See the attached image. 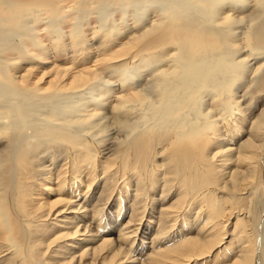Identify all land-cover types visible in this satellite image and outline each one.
Masks as SVG:
<instances>
[{"label":"bare ground","instance_id":"obj_1","mask_svg":"<svg viewBox=\"0 0 264 264\" xmlns=\"http://www.w3.org/2000/svg\"><path fill=\"white\" fill-rule=\"evenodd\" d=\"M91 15L102 56L88 65L81 20ZM43 21L44 38L55 42L50 48L72 58L39 89L29 81V70L19 76L12 71L15 60L41 54L37 23ZM71 21L70 44L64 46V24ZM130 21L129 38L110 53V39L124 36ZM81 55L87 56L81 60ZM112 80L119 96L108 108ZM249 90L261 103L255 115L254 107L247 114L236 112ZM241 117L249 125L247 138L227 143L224 125ZM111 134L117 136L110 147L115 162L98 170L100 151H92L94 157L90 152ZM215 142L218 147L209 151ZM0 144V244L18 257L25 252L43 258L56 242L72 239L59 252L51 250L61 259L53 256L45 264H186L221 243L224 219L232 217L240 244L225 264H264L263 183L260 202L247 207L246 217L252 215L257 227L249 241L242 235V214H233L229 199L218 196L227 188L246 191L249 199L262 178L264 0H0ZM97 172L102 176L99 198L90 193L80 204L81 188L90 189ZM36 178L48 183L41 185L55 199H29L30 210L23 202L31 194L20 191L19 184L29 183L35 191L29 181ZM120 180L119 192L133 202L113 240L116 226L103 214L112 193H105ZM187 208L194 210L189 223L201 224L162 241L176 223L187 221ZM48 221L61 226L55 224L57 232L45 240L31 228ZM152 223L156 231L144 233L152 231ZM21 229L27 232L22 230L24 243H31L27 251L20 246ZM38 232L44 236L47 229ZM139 232L149 235L150 249L136 242ZM83 235L88 236L76 241ZM143 251H149L147 259L137 260Z\"/></svg>","mask_w":264,"mask_h":264},{"label":"rangeland","instance_id":"obj_2","mask_svg":"<svg viewBox=\"0 0 264 264\" xmlns=\"http://www.w3.org/2000/svg\"><path fill=\"white\" fill-rule=\"evenodd\" d=\"M94 18H95V15H91V16H88L85 19L81 20V25L84 24L83 25V29H84L83 32H84V36H85L86 41H87L86 45H89L90 49H91V50H89V47L86 45L84 47L88 50L87 52L85 51V54L90 52L89 55L87 54L88 57L90 58V59L88 58V61H87V62H89L88 65L89 64L92 65L94 60L101 59V56H102L101 55L102 52L100 51L101 48L98 46L99 40L97 41L99 35H97V36L93 35V28H94V26H96L94 24V21H93ZM32 19H34V17ZM43 23H44V21L37 23L38 24L37 29L40 30V31H38V36L42 37V41H43V46H42L43 48H41L42 49L41 54L38 55L37 58L34 60H28V61L15 60L13 62L14 63L13 66L15 67V70L12 71V74L19 76L21 74H25L26 70H29V72H30V76L28 78V79H30L29 81L32 83L36 82V87L39 89H45L47 87V84H49L50 77L52 76V74H54L56 70H59L57 68V66L61 65L59 67H62V66L68 67L66 62H68L69 60H71L70 58H72V53H70V54L66 53V55H63V54H65V52L61 51L62 49L57 50L58 52L57 51L55 52V50H53V48H50L51 44H54L55 42H51V41L48 42L47 39L44 38L45 31L43 30L44 28H42ZM130 23H131V21L128 22V24H130ZM71 24H73L72 21L69 22L68 24H64V32H66V34H64V37L62 38L64 46H68V44H70L69 30L71 27L69 25H71ZM130 25L128 27V28H130L129 30H127V28L124 29V31L126 32L124 36H122L121 38L116 37V38H114V40L110 39V40H112V41H110V43L111 44L113 43V45H114V47H112V48L111 47L107 48L110 50V53L114 52L115 50H118L120 48L119 44L122 42H126L127 38H129L130 33L134 27L133 24H130ZM126 35H127V37L125 39ZM110 43H107V47H108V45H110ZM92 45H95V46L92 47ZM110 53H108V54H110ZM30 55H31V57H34L35 53L33 52ZM57 55L59 57H57ZM87 55H81V60L84 57L86 58ZM66 58L68 59L67 61H66ZM81 60H80V62H81ZM105 76L108 77L109 74H107ZM107 79L108 78H106V80ZM113 82H114L113 80L110 81V83H111L110 87L112 88L111 89L112 93L108 97H106L107 98L106 104L108 105V108L112 104L111 102L114 101L113 99H115L117 96H119V92L115 90V85L112 84ZM242 91L238 95H241V93H243ZM249 91L250 92H247V101L239 103V109H237L238 111H236V112L242 111L243 114L244 113L247 114L246 111L248 109L251 110L254 107L255 109H254L253 115H255L256 113L259 112L258 109L260 108L261 103L258 102V100H257L258 98H256V96L252 97L251 90H249ZM251 97H252V99L249 100ZM250 103H251V106H250ZM247 105L250 106V108ZM213 106H216V105H213ZM243 107L247 108V109H241ZM232 114L234 117L238 113H235V111H233ZM46 116H48L50 118H54L53 115H51V114H47ZM240 120H241L240 122H236L235 124L226 122V124L224 125V131L227 132L226 138H228V140H229V141L227 140L228 141L227 143L235 144L236 142L247 138L246 136H247V132L249 130V125L245 124V122H242V121H245L244 117H241ZM240 130L241 131L243 130L245 133H241L242 135L240 134L241 135L240 138L233 140L234 138L238 137L237 133H239ZM110 136L107 137V140L105 142H103L104 144L101 143L97 146H93V150H91V152H90V154L93 155L92 153L94 151H96L97 149H99L98 151H100V154L96 157V168H98V170H99V168H101V164H105L107 162H113V163L115 162V160H113L114 156L113 155L111 156L112 151H111L110 147H111V145H113V142L115 141L117 136H116V134H111ZM108 138H110V139H108ZM218 140H220V139H218ZM218 143L219 142H215L214 146L211 147V149L209 151H213L215 148H217ZM3 146H4V144H0V150H2ZM157 150H158V148H157ZM72 151H74V149ZM86 154L89 155L88 153H86ZM93 157H94V155H93ZM262 158L264 159V155L260 159V162H261L260 163V172H261L262 178H259L260 182H259L258 186H256V189L257 188L258 189L254 190L250 194L252 197H249V199H247L248 194H245L246 191H244V192H242L240 190L239 191H236V190L229 191L227 188L222 189V193L218 194L219 197H223L225 200L227 198L229 199V201H227V203L228 202L232 203L233 206L230 208V211L233 214L238 213L239 216L242 214L239 218H244L243 221L246 224V227L243 229L242 235L247 241L253 239V236H254L253 231L256 230V228H257L254 226L255 224L252 225V223H255V221H254V219L252 221V217H251L252 215L251 214H250L251 219L248 218L249 213H247L248 212L247 207L249 209H251L252 206L254 207V205H256V203L260 202L259 192L261 191V187H262L261 183H263V186H264V182H263V180H264V164H263L264 160ZM109 164L111 165V163H109ZM46 165H48V164H46ZM93 177H96V179H95L94 183L92 184V186L90 187V189L86 190L84 188H81L83 194L80 197V201H79L80 204H82V202L88 200L90 193H94L93 196H94L95 201L100 196V192L102 191V189H101V187H102V182H101L102 176L100 175V173L97 172V174L94 175V173H93L91 175L90 180ZM7 180H8V178H7ZM121 180L117 183V186L114 188V190H111V188H110V189H108V192L105 193V195H107L108 193H112L110 195V197L108 198V201H107L108 206H107V209L105 210V212L103 214H104L105 218H107V220H108L107 223H109V225L116 226V229L113 231L114 233L111 236V238H113V240H116L118 237L117 236L118 229H121V228H123V226H125V224L128 220V216H130V214H131V210L129 211L128 208H129L130 204L133 202L132 201L133 199L131 197H129L128 195L125 196L124 193L121 194L119 192L120 190H118V185L119 186L123 185ZM29 182H33L31 184L36 185V186H33V187H35V191H33L32 186L29 183L24 184L21 182L19 184L20 185V191L24 192L27 195L31 194L30 197L25 198V200L23 202L24 207H28L30 210L33 207V203H29V199H34L36 201L38 200V202H42V201L48 202L50 199H52V200L55 199L53 195H51L49 197V195H47V193H46L47 192L46 188L42 187L43 185H41V184H47L48 185V183L46 181H44L45 182L44 183L40 178H36V180L31 179ZM87 183H89V182H87ZM39 185H41V186H39ZM111 186H112V188L114 187L113 182L111 183ZM247 192H249V191H247ZM80 194H81V192H80ZM168 196H167V198H168ZM156 197H158V196H156ZM119 198L121 201L118 203ZM52 200H50V201H52ZM250 200H251V203H250ZM247 201H248V203H247ZM127 202H129V203L127 204ZM227 203L225 204V208H227V206H228ZM168 205H169V203H168ZM187 209H188V211L183 213L184 218H186L187 221L176 223L175 226L172 229H170L167 234L163 235V237L161 236L162 241L166 240V239L172 240V239H175L177 237H181L184 234L185 229H187L189 226L192 225V228L196 229L197 226L199 224H201V223H199V221L196 223H191V224L189 223V222H191V220L194 217L193 216L194 210L192 208H187ZM118 212H120L119 215H118ZM246 214L248 217H246ZM115 218H117V220H115ZM144 219L147 222L148 219L146 217ZM227 219H229V218L224 219V221L226 220L227 223H223V225L225 226V228L223 230V232L225 233V237L221 241V243L218 246H216L211 251V253L203 256L201 259L189 260L186 264H225V263H228L230 259L234 258L233 256L238 251L237 247L239 246L240 241L237 237H235L236 231L232 233V230H233L232 224L234 223V220L232 219V217H230L229 220H227ZM32 224L33 225H32L31 229L33 231H36V235H39L40 238H44L45 240L52 238V235L54 234L53 232L58 230V227L54 228V226H56V225L61 226V225H59V223H53V222H49V221L47 223L43 222V223H32ZM86 224L88 225L89 223H86ZM202 224H204V223H202ZM20 226L24 229L23 225L17 224V228ZM137 226L140 227L141 223H140V225H137ZM152 226H153L152 231L150 229H148V230H145L144 233H146V234L149 233V235H150L151 233L156 231L158 226L153 224V223H152ZM145 227L149 228L150 226L149 227L145 226ZM23 229H21L20 233H19V241L21 240L20 246H24L23 249H26V248L29 249L31 246V243L30 242L27 244L24 243L27 238L25 237V239H24L23 234L26 233V236H27V232H26V230L24 231ZM44 229H47V232L44 234V236H41L40 234H42L43 232L39 233L38 231L39 230L43 231ZM131 229L132 228H130V230ZM22 230L24 231V233ZM127 231H129V229H127ZM147 231H149V232H147ZM98 233H99L98 235H101V236L103 235V234H101V232H98ZM30 234H32V233L30 232ZM149 235L144 234L143 236H141V232H139L138 235L135 236L134 238H136V242H138V243L144 242V244H148V248L150 249V246H152V245L150 244L151 240L147 239V238H149ZM87 236L88 235L78 236V237H76L77 238L76 241H80V240H82V238H86ZM144 238H146V239H144ZM257 238H258V236H257ZM71 241H72V239L71 240L70 239L69 240L62 239L60 241V243L56 242L55 247H54V245H52V247H50V249H48V252L44 254L46 256H44L43 258L40 257L39 258L40 260L37 258H35L36 259L35 260L34 258L31 257V255H28V254L26 255L25 252H23V254L20 252L19 255L22 254V257L21 256L18 257L17 255H15V253L13 251L9 252L8 250H6L7 248L4 247L5 246L4 244L3 245L0 244V264H45L46 261L48 260V258H49V262L51 263V260L54 258L53 256L57 257V259L58 258L61 259V256L55 255L52 251H54L56 249L57 252H59L61 250L60 248H62L64 246V244L70 243ZM73 241H75V240H73ZM257 242H258V239H257ZM62 244H63V246H62ZM262 248H264V246ZM27 249H26V251H27ZM42 249H43V246H42ZM22 251H24V250H22ZM145 252L148 253L149 251H145ZM145 252L144 251L142 252V255H141L142 258L140 257V255L135 256L136 259L138 260V258H139L140 261L142 259H144V260L147 259L148 255H147V253L144 254ZM24 255L27 256V259H26V256H24ZM23 256H24V258H23ZM263 258H264V253H263ZM31 259H32V261H31Z\"/></svg>","mask_w":264,"mask_h":264}]
</instances>
